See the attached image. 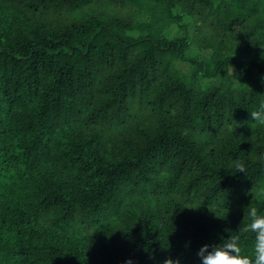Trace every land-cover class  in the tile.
Wrapping results in <instances>:
<instances>
[{
    "label": "trees",
    "instance_id": "obj_1",
    "mask_svg": "<svg viewBox=\"0 0 264 264\" xmlns=\"http://www.w3.org/2000/svg\"><path fill=\"white\" fill-rule=\"evenodd\" d=\"M262 102L264 0H0V264L251 257Z\"/></svg>",
    "mask_w": 264,
    "mask_h": 264
},
{
    "label": "clouds",
    "instance_id": "obj_2",
    "mask_svg": "<svg viewBox=\"0 0 264 264\" xmlns=\"http://www.w3.org/2000/svg\"><path fill=\"white\" fill-rule=\"evenodd\" d=\"M249 115L251 120L264 125V102L249 112ZM233 166L238 173L246 172L244 164L238 159L233 162ZM261 195H264V190L261 191ZM247 208V223L240 226L236 233L241 231L254 233L252 256L249 257L241 253L239 234L229 235L220 244H206L198 250L197 257L201 264H264V214L259 213L257 208L251 204ZM126 264H133V262L129 259ZM163 264H180V260L168 257Z\"/></svg>",
    "mask_w": 264,
    "mask_h": 264
},
{
    "label": "rangeland",
    "instance_id": "obj_3",
    "mask_svg": "<svg viewBox=\"0 0 264 264\" xmlns=\"http://www.w3.org/2000/svg\"><path fill=\"white\" fill-rule=\"evenodd\" d=\"M185 21L186 22H190L191 20H190V18H186Z\"/></svg>",
    "mask_w": 264,
    "mask_h": 264
}]
</instances>
